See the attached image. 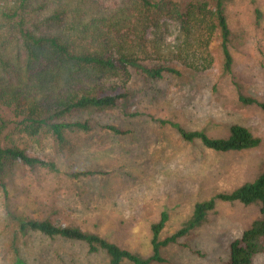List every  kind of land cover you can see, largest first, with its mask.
Wrapping results in <instances>:
<instances>
[{
    "label": "rangeland",
    "instance_id": "obj_1",
    "mask_svg": "<svg viewBox=\"0 0 264 264\" xmlns=\"http://www.w3.org/2000/svg\"><path fill=\"white\" fill-rule=\"evenodd\" d=\"M225 13L233 59L230 74L223 72L216 32L210 38L206 31H195L185 38L179 24L161 20L159 32L149 28L141 40L130 36L128 42L139 49L138 59L144 65L170 66L179 75L164 73L160 79H151L130 69L125 83L113 80L128 89L129 99L110 110L83 111L67 118L88 120L93 129L70 133L64 149L46 132L29 136L10 123L2 143L53 161L60 173L15 163L1 176L7 194L0 186V264H109L102 250L91 253L84 243L38 232L19 237L14 243L16 251L11 244L16 223L8 216L10 211L78 227L148 257L150 227L162 212L168 219L160 239L181 228L196 203L230 193L261 173L264 111L241 103L239 96L264 103V0L227 1ZM131 113L139 114L132 117ZM150 117L173 120L188 131H202L212 138H226L231 126L240 125L259 138L260 144L242 151L216 152L199 140L183 141L173 128ZM104 125L117 126L128 134H113L102 129ZM80 171L101 174L69 176ZM258 217L259 204L216 200L204 223L162 249L166 260L162 264H228L231 241ZM251 264H264V253Z\"/></svg>",
    "mask_w": 264,
    "mask_h": 264
},
{
    "label": "trees",
    "instance_id": "obj_2",
    "mask_svg": "<svg viewBox=\"0 0 264 264\" xmlns=\"http://www.w3.org/2000/svg\"><path fill=\"white\" fill-rule=\"evenodd\" d=\"M230 0H2L0 2V186L1 179L12 165L28 169L43 168L60 173L51 160L30 156L24 149L3 144L5 130L14 122L29 136L48 133L57 146L68 147V135L93 129L88 120L67 118L83 111H106L127 101L130 92L115 81L125 83L129 70L135 69L151 79H160L164 73L179 75L170 66L148 67L138 59L129 37L141 40L149 28L161 30L170 20L181 26L185 38L195 31H206L211 38L218 34L223 59V72L230 74L233 59L229 51L225 2ZM3 2V3H2ZM245 105H256L264 111V103L239 96ZM131 113L130 116H138ZM9 116V119L6 117ZM152 121L173 128L180 138L202 145L216 152H234L252 149L260 139L240 125L230 127L226 138H212L202 131H188L169 119ZM116 135L128 131L113 125L101 127ZM101 174L99 171H80L71 178H85ZM216 200L239 202L245 206L259 204V217L230 243L228 264H251L264 253V167L251 182L230 193H218L211 199L196 203L191 218L173 234L160 239L168 219L162 212L158 222L151 225V254L142 257L120 248L105 238L78 227L59 226L48 219L28 218L8 212L16 229L15 241L29 232H38L48 238H63L84 243L89 252L104 251L109 264L165 263L163 248L176 244L204 223ZM17 251V250H16ZM197 253L196 251H192Z\"/></svg>",
    "mask_w": 264,
    "mask_h": 264
}]
</instances>
